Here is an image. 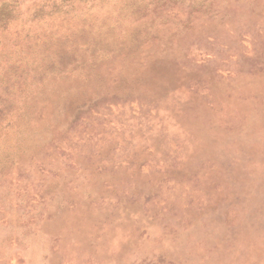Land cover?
<instances>
[{"label": "rangeland", "instance_id": "374dc122", "mask_svg": "<svg viewBox=\"0 0 264 264\" xmlns=\"http://www.w3.org/2000/svg\"><path fill=\"white\" fill-rule=\"evenodd\" d=\"M0 264H264V0H0Z\"/></svg>", "mask_w": 264, "mask_h": 264}]
</instances>
